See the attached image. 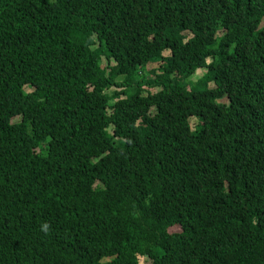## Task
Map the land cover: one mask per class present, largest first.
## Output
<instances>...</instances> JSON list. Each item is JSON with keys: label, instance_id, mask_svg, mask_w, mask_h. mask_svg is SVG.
<instances>
[{"label": "trees", "instance_id": "16d2710c", "mask_svg": "<svg viewBox=\"0 0 264 264\" xmlns=\"http://www.w3.org/2000/svg\"><path fill=\"white\" fill-rule=\"evenodd\" d=\"M142 257L264 264V0H0V264Z\"/></svg>", "mask_w": 264, "mask_h": 264}, {"label": "rangeland", "instance_id": "374dc122", "mask_svg": "<svg viewBox=\"0 0 264 264\" xmlns=\"http://www.w3.org/2000/svg\"><path fill=\"white\" fill-rule=\"evenodd\" d=\"M155 67V66H157V64L156 63H149L148 64V66H147V68H150V67ZM201 74V72H198L197 74H195L194 76L196 77L197 75L199 76ZM197 118V116H192L191 118H190V127H191V129H194L193 127L195 126V124L198 122V119H196ZM18 119V117H16V118H14V121L15 120H17ZM170 230H176V231H178L179 230V227H177V226H173V227H171L170 228ZM148 261H147V259H145V257H142L141 259H140V264H148L147 263Z\"/></svg>", "mask_w": 264, "mask_h": 264}]
</instances>
